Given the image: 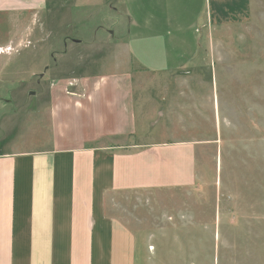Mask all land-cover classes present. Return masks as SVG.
<instances>
[{
	"label": "crops",
	"instance_id": "crops-1",
	"mask_svg": "<svg viewBox=\"0 0 264 264\" xmlns=\"http://www.w3.org/2000/svg\"><path fill=\"white\" fill-rule=\"evenodd\" d=\"M251 10L252 0H0V76L39 13L59 14L79 32L76 39L63 35L62 55L91 51L73 57L84 67L105 46L110 66L107 75L79 65L53 79L54 89L64 82L85 92L56 103L68 119L72 114L76 141L61 144L59 127L49 149L0 151V264H170L162 246L187 236L177 220L188 216L169 222L173 213L161 210L155 193L192 183L193 146L171 141L155 118L156 102L140 105L147 87L170 86L133 77H190L194 60L209 54L200 47L211 29L245 23ZM146 134L134 145L108 143ZM103 138L106 144H95ZM146 198L151 209L133 204Z\"/></svg>",
	"mask_w": 264,
	"mask_h": 264
},
{
	"label": "rangeland",
	"instance_id": "rangeland-1",
	"mask_svg": "<svg viewBox=\"0 0 264 264\" xmlns=\"http://www.w3.org/2000/svg\"><path fill=\"white\" fill-rule=\"evenodd\" d=\"M36 16L0 76L3 152L49 149L55 145L59 127H63V145L76 141L79 133L72 114L68 119L56 103L58 97L75 102L85 92L64 82L56 83L54 89L52 82L70 77L69 72L83 65L74 59L76 55L92 52L77 53L70 48L68 55H62L63 35L69 31L72 36L68 39H76L81 38L79 32H72L73 27L60 21L59 14ZM88 26L85 23L86 30ZM197 29L196 25L193 31ZM200 49L203 56L209 53L207 58L194 60L195 72L184 80L148 73L133 77V82L147 86H170L167 92L147 87L146 103L140 99V105L156 102L155 118L161 120L171 141L193 146L192 183L155 193L161 197V210L173 213L169 222L174 221V214L188 216L177 220L188 228L187 236H181L178 243L163 244V263L264 264V0H252L247 22L212 28ZM93 54L88 60L84 56L87 66L81 67L107 75L109 52L104 46ZM183 119H187V127ZM147 135L142 140L114 138L108 143L134 145L144 142ZM106 142L103 138L95 144ZM133 202L151 209L147 198L144 205L140 199Z\"/></svg>",
	"mask_w": 264,
	"mask_h": 264
},
{
	"label": "water",
	"instance_id": "water-1",
	"mask_svg": "<svg viewBox=\"0 0 264 264\" xmlns=\"http://www.w3.org/2000/svg\"><path fill=\"white\" fill-rule=\"evenodd\" d=\"M33 93V92H32Z\"/></svg>",
	"mask_w": 264,
	"mask_h": 264
}]
</instances>
